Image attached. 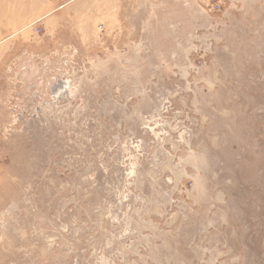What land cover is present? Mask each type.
<instances>
[{"label":"rangeland","instance_id":"374dc122","mask_svg":"<svg viewBox=\"0 0 264 264\" xmlns=\"http://www.w3.org/2000/svg\"><path fill=\"white\" fill-rule=\"evenodd\" d=\"M0 264H264V0H0Z\"/></svg>","mask_w":264,"mask_h":264},{"label":"bare ground","instance_id":"6f19581e","mask_svg":"<svg viewBox=\"0 0 264 264\" xmlns=\"http://www.w3.org/2000/svg\"><path fill=\"white\" fill-rule=\"evenodd\" d=\"M60 89H57V91H59Z\"/></svg>","mask_w":264,"mask_h":264}]
</instances>
